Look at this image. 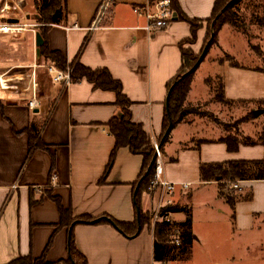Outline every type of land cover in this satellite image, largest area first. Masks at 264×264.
Masks as SVG:
<instances>
[{
	"label": "crops",
	"instance_id": "0c3cea01",
	"mask_svg": "<svg viewBox=\"0 0 264 264\" xmlns=\"http://www.w3.org/2000/svg\"><path fill=\"white\" fill-rule=\"evenodd\" d=\"M104 1L66 0L67 17L47 30L49 48L60 51L69 65L79 62L92 69H108L122 82L124 93L132 101L133 121L159 139L168 83L182 66L181 44L184 42L185 48L190 45L186 40L192 36L191 25L177 18L164 28L149 30L147 17L134 9L145 8L151 0H110L96 24ZM215 1L179 3L188 17L206 21ZM31 7L36 10L35 5ZM151 9L155 10L154 6ZM38 32L41 33L40 28L27 26L21 31L25 39L19 38L21 33L8 39L10 34L0 32V44L6 43L0 45L4 48L0 68L30 66L35 59L42 58L36 46ZM207 32L206 26L198 30L194 48L202 45ZM217 45L225 48L220 39ZM20 49V53L11 55L13 50ZM247 56L251 57L249 53ZM242 65L233 66L228 61L219 64L217 72L224 82L225 98L251 105L248 113H264L260 107L264 105L258 103L264 100V61L262 66ZM46 76L54 83L40 94L39 106L32 112L26 95L0 89V264L20 256H42L51 238L47 260L58 262L68 258L69 229L61 226V213L53 196L71 210L72 218L109 215L132 222L136 217L134 192L143 157L121 147L105 176L115 145L106 123L121 113L116 93L95 88L85 79L65 85ZM195 78L187 96L189 106L202 101ZM27 129L46 148L31 149ZM199 133L195 124L183 120L172 129L162 149L163 176L177 184H190L187 190L177 188L171 195L170 207L173 221L183 222L186 218L181 209L190 206L196 232L194 245L201 241L194 222L196 192L207 185L214 186L211 198L200 202L207 210L219 201L218 210L223 212L220 201L223 207L227 204L219 197L216 181H201V163L264 158L261 144H241L237 151H230L221 141L225 134L213 139L205 137L197 143L194 137ZM258 133L247 131L243 137H255ZM174 157L176 161L172 160ZM103 177L105 181L100 182ZM240 188L251 190L252 198L235 204V228L250 233L264 223V179L241 181ZM157 201V192L145 193L141 207L144 211L154 209ZM74 234L76 246L87 257L88 264H158L153 258V232L147 225L139 234L127 237L109 223H79Z\"/></svg>",
	"mask_w": 264,
	"mask_h": 264
},
{
	"label": "trees",
	"instance_id": "16d2710c",
	"mask_svg": "<svg viewBox=\"0 0 264 264\" xmlns=\"http://www.w3.org/2000/svg\"><path fill=\"white\" fill-rule=\"evenodd\" d=\"M153 2L159 0H151ZM240 0H216L212 15L206 21L213 22L212 32L208 33L207 37H212V43H217L219 32L225 25H233L239 27L240 24L237 19V14L233 11ZM36 11L38 14V23L40 24L41 34L44 38V43L40 47V56L46 63H53L56 67L62 70H70L73 82L87 80L94 84L95 88L111 90L116 93V103L121 109V115L114 116L108 123L106 128L108 132L114 137L115 145L111 151L109 162L105 170V176L113 167L117 152L121 147H127L133 154H139L143 157V164L139 174V178L135 184L134 204L136 209V217L132 222L119 221L109 215L100 217L79 216L71 217V210L66 209L61 203L59 197L53 196L57 202L61 213V226H67L69 229L68 236V258L58 262H50L46 258V252L51 247L52 238L45 248L42 256L35 258L32 255L20 256L7 264H88L87 257L80 252L76 246L74 227L81 224H102L109 223L117 228L123 235L133 237L138 234L149 222L146 214L141 207L142 196L148 192L150 181L154 176L155 162L153 167L148 171L149 166L156 154L151 135L144 129L142 124L136 123L132 119L131 103L132 101L127 97L123 90V84L116 79L108 69H92L77 62L75 64H68L60 51L51 50L47 41V30L52 24H60L67 17V3L66 0H50L49 2H42L41 0H34ZM171 6L177 13V18L187 21L191 25L192 36L186 42L197 40V33L199 30V19L188 17L182 10L179 0H171ZM12 21H18L12 19ZM262 23V22H261ZM264 27V23L262 24ZM182 66L177 75L168 83V93L166 101V110L163 121V131L159 138V146L161 150L169 139L172 129L181 123L189 113H197L194 108L187 104V96L191 89L192 73L185 75L187 70L191 69L197 61V57L193 52L184 47V42L181 44ZM264 61V57H263ZM230 63L233 66H243L235 59L230 58ZM199 65V64H198ZM198 67V66H197ZM264 71V68L261 69ZM218 97L224 99V82L220 78L218 86ZM264 105V100L258 101ZM261 107V106H260ZM250 117H255L254 110L250 111ZM172 122L171 129L167 132ZM30 137V146L32 148H46V146L37 140L38 138L29 129H27ZM168 133L166 136L165 134ZM225 142L230 151H237L241 144L264 146V129L260 131L255 137H235L225 136L221 138ZM176 157L172 158L176 161ZM200 178L203 182L209 181H249L264 179V158L260 160H230L224 162L201 163ZM104 177L100 182H104ZM225 184L219 186V197L223 198L232 209H235V204L241 200H250L252 192L249 191H231L223 190ZM187 208H182L181 211H186ZM172 212L171 207L167 208ZM235 215V212H234ZM192 217L187 214L183 222H157L154 226L153 232V258L155 262L166 263L170 259L178 260L187 255L188 245L192 243L193 233L191 231ZM177 229L180 237V244L174 245L169 243L168 232L171 229ZM140 233V232H139Z\"/></svg>",
	"mask_w": 264,
	"mask_h": 264
},
{
	"label": "rangeland",
	"instance_id": "374dc122",
	"mask_svg": "<svg viewBox=\"0 0 264 264\" xmlns=\"http://www.w3.org/2000/svg\"><path fill=\"white\" fill-rule=\"evenodd\" d=\"M19 2L20 10H18V15L10 14V17H8L7 15L0 14V21L17 19L19 23L28 24V29L33 27L41 28L38 25L37 11L31 7L35 5L34 0H19ZM233 11L237 14L240 26L237 27L229 24L222 28L218 36L220 42L225 47L224 49L217 45V43L214 44L211 42L212 36L207 37L208 33L212 32L213 29V22L211 21L199 20V29L206 26L208 33L198 49L193 47V44L197 40L187 42L190 44L187 49L193 52L197 57V61L191 69L187 70L185 75L195 70L192 73V80L196 76L195 83L198 87L197 90H200L202 101L194 103L195 106H189L194 108L197 113H189L184 119V122L195 124V130L197 128V130L201 131V134L199 133L194 137L197 143L205 137L213 139L224 134L226 136L240 138L247 131L256 134L264 128V113L260 112L255 117L256 119H253L248 114L251 105L244 102H234L226 98L220 99L218 97L217 88L220 83L221 74L217 72V68L220 63L230 62V58L235 57L239 63L245 65H263L264 27L262 24L264 23V0H240ZM28 14H30V17L27 16ZM9 36L10 38H7L12 39L15 35L10 34ZM24 36L25 33H21L19 38L25 39ZM5 44L2 41L0 45L5 46ZM1 51H4V48L2 50L0 47V54H2ZM15 51L17 50H13L14 53L11 55L20 53L21 49L17 52ZM24 53H27L25 49ZM247 53L251 57L247 56ZM37 60L44 63L43 58ZM197 63L199 65L194 69ZM31 72L32 69L30 66L0 68V76L5 75L3 78L12 76L8 79L17 78L23 85L29 84L32 77ZM46 78L47 76L42 72L35 76L37 83L36 93L39 100H41L40 94H44L45 89L50 88L51 84L54 83L51 78H47L49 80ZM7 92L18 93L13 90ZM19 94H24L30 98L33 95V86H31L27 93ZM261 109L264 111V106H261ZM216 183L218 187L221 184H225L223 190L226 192L234 190L241 192V189H229V181H216ZM147 193H149V190ZM213 193L214 186L207 185L195 194L194 206H196V209L194 212V222L195 228L201 235V241L197 245H194L196 232L191 225L193 240L188 245L187 255L178 260L170 259L164 264H264V223L261 225V228H257L250 233L237 231L235 228L234 211L228 203L223 207V203L220 201L223 212L218 210L219 201L210 210L206 209L203 205L204 203H200L201 201L210 199ZM184 197H187V195H184ZM189 208L183 214L186 218L187 214L190 213L193 223V213ZM144 212L149 222V226H147L153 230L155 208L148 209Z\"/></svg>",
	"mask_w": 264,
	"mask_h": 264
},
{
	"label": "built area",
	"instance_id": "2783aa9c",
	"mask_svg": "<svg viewBox=\"0 0 264 264\" xmlns=\"http://www.w3.org/2000/svg\"><path fill=\"white\" fill-rule=\"evenodd\" d=\"M110 4V0H105L99 9L98 12V19L95 23L99 22L100 18L103 16L105 10L108 8ZM20 2L19 0H0V14L7 15L10 17V14L18 15ZM151 6H154L155 10L151 9ZM135 13L138 15L144 14L148 19L147 28L149 30H156L164 28L168 25V23L174 19V13L171 6V0H159L155 2H151L143 7H135ZM12 20V19H11ZM96 23V24H97ZM26 23H19V21H0V32L3 33H10V34H18L21 33L24 29H27ZM76 26V25H74ZM32 69V77L30 79L29 84L23 85L19 79H8L12 76H0V89L1 91H16L18 93H27L31 86H33V95L28 98V109L32 112L39 106V99L37 98V83L35 81V76L38 73H44L45 75L51 76L55 82H60L62 84L68 85L72 81L71 78V71L70 70H62L56 67L53 63H42L39 62L37 59L34 60L33 64L30 65ZM9 75V74H8ZM17 79V80H16ZM152 142L155 147L156 151V160H155V169H154V176L150 181L149 185V193L157 192L158 194V201L155 206V221L153 224L154 226L157 222H172V214L167 208L172 203L171 195L175 193L178 187H182L183 189L187 190L190 187L189 183H181L177 184L176 182H172L167 180L164 176V162H163V153L159 146V139L155 138V136H151ZM241 181H229V189H241L240 188ZM170 237L169 243L174 245L180 244V237L179 232L177 229H171L168 232ZM158 263V262H157ZM164 264V263H158Z\"/></svg>",
	"mask_w": 264,
	"mask_h": 264
},
{
	"label": "water",
	"instance_id": "95a60500",
	"mask_svg": "<svg viewBox=\"0 0 264 264\" xmlns=\"http://www.w3.org/2000/svg\"><path fill=\"white\" fill-rule=\"evenodd\" d=\"M174 19H177V13L176 12L174 13ZM212 37H213V35H212ZM43 43H44V38H43L42 34L40 32H38L36 34V46L40 49V47L43 45ZM199 63H197V65L194 67V69L198 66ZM260 112H261V110H254V115L257 116ZM121 114L122 113H120L119 115H121ZM171 126H172V122H170V127L167 130V132L171 129ZM167 134L168 133H166L165 136ZM155 160H156V154H155V156H154V158H153V160L149 166L148 171H150V169L153 167ZM139 232H140V228H139L138 234H139Z\"/></svg>",
	"mask_w": 264,
	"mask_h": 264
}]
</instances>
